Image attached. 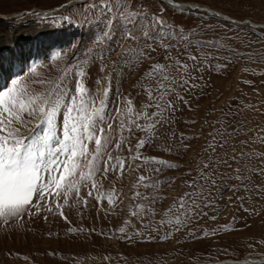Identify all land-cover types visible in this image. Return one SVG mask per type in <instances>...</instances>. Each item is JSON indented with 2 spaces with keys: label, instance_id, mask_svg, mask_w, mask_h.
<instances>
[{
  "label": "rangeland",
  "instance_id": "1",
  "mask_svg": "<svg viewBox=\"0 0 264 264\" xmlns=\"http://www.w3.org/2000/svg\"><path fill=\"white\" fill-rule=\"evenodd\" d=\"M175 1L196 6L0 0V52L15 49L29 63L0 97V110L20 102L6 126L17 131L2 135L37 145L48 138L55 152L73 100L80 129L70 132L75 151L56 152L58 169L39 173L43 194L19 214H0V264L264 260V174L252 175L264 162L245 161L249 190L239 195L226 191L239 181L225 179L222 163L264 156V0ZM38 107L55 110L51 125L44 113L28 114ZM205 171L219 186L205 178L195 209L181 210Z\"/></svg>",
  "mask_w": 264,
  "mask_h": 264
},
{
  "label": "snow or ice",
  "instance_id": "2",
  "mask_svg": "<svg viewBox=\"0 0 264 264\" xmlns=\"http://www.w3.org/2000/svg\"><path fill=\"white\" fill-rule=\"evenodd\" d=\"M125 39H135L132 36L131 32L125 33ZM154 51V49H152ZM137 55L141 59H145L141 53H137ZM191 59L195 62L197 61L196 56H192ZM179 67H185V65H179ZM156 69L159 70V66H156ZM19 81L13 82V88L15 84ZM160 89H164L165 85L163 83L158 84ZM10 92L0 91V97L9 96ZM75 101L73 100V109L70 110L69 121L63 122V137L64 143L63 146L56 150L55 152L49 148L48 138H45V141L42 144H22L21 139H7L2 134L7 131V125L12 122V113L20 107V102L17 101L15 104H9L7 108H3L0 110V214H3L5 210H9L11 214L16 215L23 211H25V205L29 204L32 194L37 192L39 194H43L44 186L43 180L39 173L41 171L48 172L51 175L52 172H55L60 164L59 157L56 155V152L59 153H71L76 149V143H72L70 145L69 141L72 139L70 136V132L74 134H79L80 129L77 128L76 123H74V119L71 117V111L75 110L74 108ZM168 107H171L169 104ZM35 112L44 113L47 117L46 123L51 125L52 117L55 115V110L53 109L51 112H47L45 107H38L36 109H32L29 111V115H33ZM17 130L7 131L8 136H14ZM235 130L231 135H235ZM220 135H224V133H220ZM78 139V135H77ZM261 144H264V136L258 137ZM101 141L99 139L95 140L96 145H100ZM219 147L224 148L227 146L226 140L219 141ZM244 146H247L246 144ZM213 150L217 147V144L210 145ZM45 150H48V155L50 159L45 161ZM260 159L264 162V156L262 157H249L247 153L242 154L237 157L233 155L231 157V163L229 162V158L225 157L222 160L229 171V175L225 177V179H234L235 181H239V183H232L225 185L226 191H232L237 193L247 192L249 189L246 186L248 180L245 179V173L249 171L248 166L245 164L247 160ZM164 163V162H160ZM215 163V159L213 158L212 163L206 166V169H211L213 164ZM232 163H236L238 165L237 168H232ZM51 166V167H50ZM168 167H173L172 165H166ZM234 174V175H233ZM261 174H264V164L260 167L258 172L252 173L259 177ZM221 176L223 173L220 174ZM207 178L208 182L211 184L212 188H216L219 186V180L214 177H208L207 171L200 174V180H194L189 183V187L192 188V191L187 194L186 198H181L180 203L183 210L187 208L189 204L192 205V208L195 209L197 203V197L195 193L197 191V185H200V196L204 195L203 185L201 181ZM143 179V178H141ZM251 179V177H249ZM37 181H41L40 184ZM255 191H261L259 186H256ZM225 192L220 193V198L223 199Z\"/></svg>",
  "mask_w": 264,
  "mask_h": 264
},
{
  "label": "bare ground",
  "instance_id": "3",
  "mask_svg": "<svg viewBox=\"0 0 264 264\" xmlns=\"http://www.w3.org/2000/svg\"><path fill=\"white\" fill-rule=\"evenodd\" d=\"M162 1L174 7H176V4L179 6L183 5L182 9L188 8V6L191 5H192L191 7H194L195 5L191 3L184 4V3L176 2L175 0H162ZM176 8H181V7H176ZM28 46L29 43L27 47ZM18 49H20V47H18ZM0 57L4 58L3 60L0 58V91H5L9 87L10 83H12L15 79L21 77L27 71V69L29 68V63L27 58L20 59L19 54L15 51V49H11V48H5L2 52H0ZM255 261L258 262L260 261L264 263V260L261 259ZM255 261H252V263H256Z\"/></svg>",
  "mask_w": 264,
  "mask_h": 264
},
{
  "label": "water",
  "instance_id": "4",
  "mask_svg": "<svg viewBox=\"0 0 264 264\" xmlns=\"http://www.w3.org/2000/svg\"><path fill=\"white\" fill-rule=\"evenodd\" d=\"M176 6H177V7H183V5H180V6H179V5H177V4H176ZM190 7H191V6H190ZM191 8L194 9V7H191ZM255 262H256V263H263V262H260V261H259V262H258V261H255Z\"/></svg>",
  "mask_w": 264,
  "mask_h": 264
}]
</instances>
